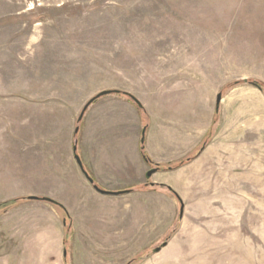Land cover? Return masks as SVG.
Wrapping results in <instances>:
<instances>
[{
	"label": "rangeland",
	"instance_id": "rangeland-1",
	"mask_svg": "<svg viewBox=\"0 0 264 264\" xmlns=\"http://www.w3.org/2000/svg\"><path fill=\"white\" fill-rule=\"evenodd\" d=\"M102 90L120 92L78 122ZM117 109L143 177L103 198L71 147ZM163 128L183 131L181 157L157 144ZM12 199L0 264H264V0H0V204Z\"/></svg>",
	"mask_w": 264,
	"mask_h": 264
},
{
	"label": "crops",
	"instance_id": "crops-1",
	"mask_svg": "<svg viewBox=\"0 0 264 264\" xmlns=\"http://www.w3.org/2000/svg\"><path fill=\"white\" fill-rule=\"evenodd\" d=\"M104 115L105 113H101L92 121H90L91 118L85 120V124L81 126L80 130V144L77 145L75 141L71 147V152L80 173L83 175L74 158V154L79 156L83 169L93 179V184L107 191L120 192L115 195L101 194L94 189L93 184L89 183L83 175L100 196L103 198H110L129 193L137 184L141 183L143 175L141 177L140 172L137 174V170H135L134 167L136 165L134 161L135 155H137L138 131L136 132L135 129L131 128L129 125L130 119L121 118L119 109L113 112L112 117ZM82 119L83 116L79 122H81ZM93 122L94 125L92 124ZM160 131L161 137L157 143L159 147L166 153V149L169 147L173 148L174 145L176 157H181L184 154L183 131L180 130V133H176L177 135L174 142L166 139L167 136L165 135L162 139L163 133L165 134L168 131L166 128ZM74 133H76L75 130ZM150 134L151 132L143 127L140 131L139 143L141 144L140 149L142 151V149H144L143 145L146 142V149L149 151V154L152 155L151 151L153 146L152 144L150 145ZM197 140L198 137L196 138V141ZM207 148L208 146L203 145L191 159L189 158L185 163L183 162L178 165L175 170L178 171L182 169L186 163L194 162L207 150ZM130 155L133 158H128ZM146 172L144 174L145 178L147 177ZM181 172L183 173V170ZM156 182L157 181L154 180L151 184ZM167 186L169 187V185ZM71 193L73 194L75 191Z\"/></svg>",
	"mask_w": 264,
	"mask_h": 264
},
{
	"label": "water",
	"instance_id": "water-1",
	"mask_svg": "<svg viewBox=\"0 0 264 264\" xmlns=\"http://www.w3.org/2000/svg\"><path fill=\"white\" fill-rule=\"evenodd\" d=\"M244 82H246V79H243ZM120 91L119 90H102L100 91L99 93H97L94 97L90 98L85 104L84 106L82 107L78 117H77V121L79 122L85 112V110L87 109V107L93 102L95 101L97 98L99 97H102V96H105V95H109V94H112V93H119ZM122 94L126 95L127 97H129L134 103H136L139 107H141V103L133 96L131 95L130 93L128 92H122ZM220 98H221V95L218 94L217 97H216V103H218L220 101ZM77 128L75 129V132H77ZM142 141H143V138H142ZM75 149V147H74ZM74 158L81 170V172L83 173V175L86 177V179L88 180L89 183L93 184V179L87 174V172L83 169V166L81 164V161H80V158L77 154H74ZM155 172V169H150L146 172V176L149 177L151 176L152 173ZM93 187L94 189L101 193V194H119L120 192H111V191H107V190H104V189H101L99 188L97 185L93 184ZM28 199H32V200H37V199H40L39 197L37 196H28ZM43 200V199H42Z\"/></svg>",
	"mask_w": 264,
	"mask_h": 264
},
{
	"label": "trees",
	"instance_id": "trees-1",
	"mask_svg": "<svg viewBox=\"0 0 264 264\" xmlns=\"http://www.w3.org/2000/svg\"><path fill=\"white\" fill-rule=\"evenodd\" d=\"M254 85L257 86V87H260L256 83H254ZM142 155H143V158L150 163V160L146 157V155L144 153ZM26 199H28V197ZM40 199L46 200L47 202H50L51 204H53V205L59 207L60 209H63L64 210L63 206L60 203H58L57 201L53 200V199H50L48 197H42ZM16 201L17 200H15V199H12V200H9V201H5V202H3V203L0 204V207H7V206L15 203Z\"/></svg>",
	"mask_w": 264,
	"mask_h": 264
}]
</instances>
